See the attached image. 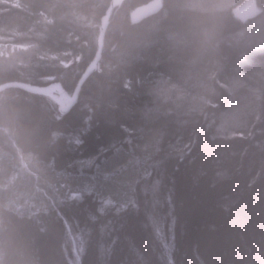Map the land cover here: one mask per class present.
I'll list each match as a JSON object with an SVG mask.
<instances>
[{
  "label": "trees",
  "instance_id": "16d2710c",
  "mask_svg": "<svg viewBox=\"0 0 264 264\" xmlns=\"http://www.w3.org/2000/svg\"><path fill=\"white\" fill-rule=\"evenodd\" d=\"M110 1L0 0V24L20 34L19 44L24 33L32 34V52L38 54L0 71V86L59 82L71 94L95 56ZM244 1L223 0L217 13L195 7L194 0H161L157 13L143 17L139 10L156 0H124L109 18L99 67L70 110L63 113L41 94L0 92V264H73L74 258L65 257V231L59 224L69 176L87 183L97 168L111 170L126 157H138L140 169L147 170L179 134L187 138L191 131L201 136L194 162L172 159L164 165L154 208L161 228L170 237V192L183 264H251L253 259L259 264L264 246V0H255L261 13L247 22L236 14ZM217 103L229 105V115L243 114L226 124L230 133L218 135L243 133L244 138L207 140L205 129L219 120ZM125 125L132 145L124 143ZM80 132H86L83 144L74 148L69 141ZM158 147L163 148L159 154ZM131 167L128 179L134 180ZM94 209L91 200L68 209L73 231ZM150 211L144 206L140 215L109 214L92 227L115 229L121 237L118 249L127 248L124 237L137 238L141 249L127 251L129 264L149 259L159 264L156 254L144 249L151 237L145 228Z\"/></svg>",
  "mask_w": 264,
  "mask_h": 264
},
{
  "label": "snow or ice",
  "instance_id": "6c2138e0",
  "mask_svg": "<svg viewBox=\"0 0 264 264\" xmlns=\"http://www.w3.org/2000/svg\"><path fill=\"white\" fill-rule=\"evenodd\" d=\"M217 110L219 120L213 121L205 129L207 132V140L215 143L217 140L244 138L243 133H232L225 137L218 135L222 133L229 119V105L220 103L214 104ZM122 130L129 133L124 140L127 145L133 144L132 131L125 125ZM86 132L73 134L74 139L69 144L74 148H79L83 144V137ZM163 144V139L158 141ZM201 147V136L198 132H188L187 138L183 133L179 134L175 141L169 144V152L160 159L152 161L151 166L147 170L140 169V159L136 157H126L122 163L113 167L111 170H100L97 168V176L87 183H81L74 180L70 175L69 181L64 184L66 190V199L60 211L59 224L69 235L72 242L73 264H129L127 259V251H137L141 249V245L137 243V238L126 236L124 242L127 246L119 247L121 237L115 235V229L109 226H102L99 230L92 227L101 217L109 214L117 217H127L129 215H140L141 209L147 206L151 209L145 215V228L150 229V240L145 241L144 249L147 253L156 254V260L159 264H183V253L180 252L175 217V205L172 194L169 192L166 203L170 209L171 224L170 237L167 236L160 226V219L157 217L154 208L157 205V194L162 187V179L164 165L175 159L177 164H183L186 160L194 162L197 149ZM119 151H122L120 149ZM129 151H134L129 149ZM163 151L162 147L157 148V153ZM89 164L95 166V160L90 159ZM135 167L134 180L128 179V174ZM159 173V174H158ZM153 177L155 179L153 180ZM251 186V185H249ZM151 196V199L149 197ZM91 200L95 205L94 211L87 216V222L83 226L77 225L76 231L68 219L67 211L72 207L83 204L85 201ZM262 235H264V224L261 226ZM154 242V243H153ZM223 246V241H219ZM158 245V249H157ZM125 254V259L121 260L120 254ZM254 257V253H250ZM143 259V255L141 257ZM145 264H152L151 259ZM209 264H221L220 261ZM251 264H256L255 259ZM259 264H264V246L261 249Z\"/></svg>",
  "mask_w": 264,
  "mask_h": 264
},
{
  "label": "water",
  "instance_id": "95a60500",
  "mask_svg": "<svg viewBox=\"0 0 264 264\" xmlns=\"http://www.w3.org/2000/svg\"><path fill=\"white\" fill-rule=\"evenodd\" d=\"M124 0H111L109 7L107 11L105 12V15L102 17L100 26H99V36H98V47L97 51L95 54V57L91 61V63L87 66L86 70L84 73L81 75L79 78L76 87L72 93V95H69L61 86L59 82H54L51 83L47 86L44 87H39V86H34L30 84H25L22 82H9L7 84H3L0 86V91H4L9 88H15V89H21L23 91H27L30 93H35V94H42L45 96L51 97L53 100L52 94H56L60 96V101L55 102L58 104L60 109L62 111H67L69 110L76 102L78 99V95L80 93L81 87L85 80L94 72L98 69L100 59H101V54L103 51V44H104V36H105V31L108 25L109 18L111 17L114 9L121 5V3ZM159 10V5L156 2L150 3L144 7H142L139 11L142 12L143 17L146 16H151L155 13H157ZM236 13L238 17L243 21L247 22L250 20L255 19L260 15V10L256 5L255 0H245L243 3L239 4L236 8Z\"/></svg>",
  "mask_w": 264,
  "mask_h": 264
},
{
  "label": "rangeland",
  "instance_id": "374dc122",
  "mask_svg": "<svg viewBox=\"0 0 264 264\" xmlns=\"http://www.w3.org/2000/svg\"><path fill=\"white\" fill-rule=\"evenodd\" d=\"M221 1H223V0H218V3L215 5L209 4L207 6L201 0H194L193 5L195 7H199V8L202 7V9L204 6V8L207 7L206 10L209 9V11L219 13L218 11L222 10L224 3H225V2H221ZM156 3H158L160 5L161 0H156ZM0 5H2L1 2H0ZM0 21H1V19H0ZM19 35L20 34H18L17 31H15V33L10 32L6 28V26H4L2 23L0 24V71H3L5 68H13V67L17 66V64L19 65L22 62H24L25 60L29 61L30 58H34V57L36 58V55H38V54H34V52H32V49L34 48L33 47L34 42L32 40L33 38L30 37L32 34L24 33L22 36L23 42L21 44H19V42H15L18 39L17 37H19ZM26 63H27V61H26ZM185 78L186 77L181 76L180 79H181V81L185 82V80H186ZM9 89H11V88H9ZM13 89H15V88H13ZM17 90H21V89H17ZM78 97H79V95H78ZM56 100L58 101L59 98L57 97ZM59 109H60V107H59ZM240 114H241L240 111H239V113H233L232 115L230 114L228 122H232L231 124L233 125L234 124L233 119L235 118L234 116L235 115L239 116ZM242 115H240V116H242ZM228 122H227V124H228ZM230 127H232V126H230ZM228 132L230 133V130L228 131L226 129L222 133H228Z\"/></svg>",
  "mask_w": 264,
  "mask_h": 264
},
{
  "label": "bare ground",
  "instance_id": "6f19581e",
  "mask_svg": "<svg viewBox=\"0 0 264 264\" xmlns=\"http://www.w3.org/2000/svg\"><path fill=\"white\" fill-rule=\"evenodd\" d=\"M105 15V14H104ZM96 54V53H95ZM95 57V56H94ZM7 84V83H5ZM65 90V89H64ZM1 92V91H0ZM27 92V91H25ZM30 93V92H28ZM65 242H64V246H63V250H64V253H65V257H69L70 259L73 258L72 256V242H71V239L69 237L68 234L65 233ZM74 260V259H73Z\"/></svg>",
  "mask_w": 264,
  "mask_h": 264
}]
</instances>
